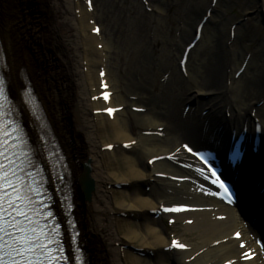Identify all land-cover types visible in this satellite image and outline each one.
Here are the masks:
<instances>
[{"label": "bare ground", "instance_id": "6f19581e", "mask_svg": "<svg viewBox=\"0 0 264 264\" xmlns=\"http://www.w3.org/2000/svg\"><path fill=\"white\" fill-rule=\"evenodd\" d=\"M262 1L263 6L258 11L264 23ZM49 3L55 16L56 37L60 45L57 69L61 73H70L71 83L76 84L72 101L75 119L79 127L86 131V164L77 155L75 157L67 145L66 153L61 147L70 159L69 162L67 157L71 172L69 182H73L71 187L77 185L78 191H85L88 202L94 194L92 207L82 212L78 205L79 220L76 219L80 222L77 229L82 231L89 264L103 263L96 258L94 249L89 247L91 234L85 222L86 213L89 217L93 215L96 225L94 232L98 240L104 241V252L99 254L100 259L106 257L110 264H150L126 253L122 259L119 249L114 247L120 238L160 255L161 264H264L261 255L249 262L244 261L246 251L257 252L250 234L263 237L264 222L255 224V228L251 227L253 231H249L236 207H226L201 189L197 184H203L202 178L194 172L200 169L199 165L182 147L187 142L195 146L204 143L213 146L221 140L218 130L224 126L232 130H240L243 126L251 128L257 119L264 126V59L259 58L264 54V43L260 50L251 55L243 73L237 78L236 74L246 56L243 51L228 47L231 36L226 35V17L210 14L184 74L180 68L181 56L195 38L202 19L211 11V5L205 8L201 16L200 5L195 0H188L183 15L171 18V10L159 17L148 16L143 12V5L140 3L139 6L135 1L136 7L133 11L130 7V13L125 11L124 6L118 7L129 14L126 17L115 14L108 2V14H111V19L114 18V22L108 26H112L110 31L107 36L103 30L99 36H88L85 26L94 16L88 6V9L78 13L72 0H50ZM166 3L157 0L160 10ZM182 3L179 2L178 6H182ZM9 4V0H0V39L11 92L21 104L25 83L37 89L50 128L60 142L59 133H64V129L53 106L52 91L46 94L43 90L48 85L40 79L39 72L33 70L27 60L24 61L18 43L12 37ZM165 20H170L172 24L166 27ZM176 22L178 26H175ZM124 23L127 28L118 27ZM95 28L93 25L92 31ZM176 33L180 36L179 40H176ZM209 33H212V37L207 42ZM239 33L240 30L236 29L234 40ZM101 44L104 47L99 50ZM135 44L138 46L131 48ZM172 49L175 53H172ZM111 55L115 56L117 63L111 60ZM101 68L107 69L104 78L99 77ZM102 85H109V91L113 92L108 102L97 99L102 93ZM116 90H120L119 96H114ZM186 106H190L187 113ZM118 107H123V110L112 117L95 113ZM134 109L141 112L136 113ZM204 112L206 115H203ZM104 118L109 120L111 128L107 137L101 131L106 124L102 126L97 123L98 119ZM23 119L30 120L26 111H23ZM147 133L152 134L148 136ZM105 140L109 142L103 144ZM124 144L131 147L124 149ZM107 146L113 147V155L123 153L124 158L114 165L108 164L106 158L101 156V149ZM158 157L163 159L153 165L148 163ZM181 163L189 165L191 169H182L179 166ZM178 178H187L188 181L178 183ZM114 179L118 184H131L141 190L134 197L125 195L122 200L116 201L108 196L105 189ZM146 186L151 187L148 193L145 192ZM77 202H81L80 198ZM175 207L194 209L171 215L181 220L188 241L178 242L186 245L185 252H176L172 248V241L156 218L161 208ZM118 212L153 216L145 226L122 228L112 216ZM237 233H243L242 239H235ZM179 253L182 256L177 261L174 256Z\"/></svg>", "mask_w": 264, "mask_h": 264}, {"label": "rangeland", "instance_id": "374dc122", "mask_svg": "<svg viewBox=\"0 0 264 264\" xmlns=\"http://www.w3.org/2000/svg\"><path fill=\"white\" fill-rule=\"evenodd\" d=\"M49 1L50 0H9L11 17L9 23L10 26L12 25L13 28L11 29L12 37L18 43L19 49L21 50L24 56V61L27 60V62L32 65L33 70L36 69L39 72L40 79L44 82V84L46 83L48 85L47 88L43 87V90L46 91V94L48 91H52V97H54L53 106L55 111L58 113L60 123L62 124L64 129V133H61V135L59 133V139L65 153L67 145L70 151L73 154L75 153L74 156L76 157L77 155V157L83 159L82 162L86 164L84 160L87 156L86 131L80 128L77 124V121L75 119V109L72 102L74 99V88L76 87V84L71 83L70 73H64V71L61 73V71L57 69V50L60 49V45L59 40L56 37V34L58 33V30L56 29V20L51 10ZM72 1L75 3V9L78 13L86 9V4L84 0ZM135 1L136 3H139V6L140 3L143 5V8H141L143 9V12L148 16L155 15L159 17L160 14H165L167 11L171 10V18H176L177 15H183V9L188 0H158L160 2H167L165 6L161 7L162 10L159 9L157 5V0H149L147 1V3H145V5L142 3L141 0H94L93 7H91V9L93 10L91 11L90 9V13L94 14V16L92 17L93 24H96L101 27V30H103L104 32V35L107 36L108 31H110V28L112 27L108 26L110 25V22H114V18L111 19V14H108L110 10L108 9L107 3L109 2L112 5L115 14H120V16L128 17L127 15L129 14L124 13L123 11L119 10V8L124 6L125 11L128 10L130 13L133 11V8L136 7ZM182 1V6H178L179 2ZM195 1L198 5H200L201 11L199 15L201 16L205 13V8L208 6L210 7V5L212 4V0ZM218 2L219 4L215 5L213 8L214 13L212 15L219 14L223 15V17H226V35H230L231 27H235L234 31H236V29L240 30V33L235 40L234 37H232L231 35V41L229 42L228 47L236 51L241 50L244 53V57L249 56L250 58L251 55L255 53V51L261 49V46L264 43V23L261 21L260 11H258V9L263 6V1L218 0ZM104 6H106L105 9ZM114 6L116 7V9L114 8ZM130 7L132 11H130ZM102 10L104 13H102ZM107 20H109V22ZM171 24L172 22L170 20L164 21V25L166 27H169ZM178 24L176 22L175 26H178ZM92 26L93 25L91 23L85 26V33L88 36L92 35ZM120 26L124 27V29L127 28L126 23L121 25L119 24L118 27L120 28ZM175 36L176 40H179V34L176 33ZM211 37L212 33L207 34V42L209 39H211ZM137 46L138 44H135L131 48L134 49ZM100 47H102L103 49L104 44H101ZM113 49H115L114 46ZM171 51L173 53L174 49H172ZM259 58L264 59V54L260 55ZM111 60L115 61L116 63L118 62L114 55H111ZM35 91L39 95L36 88ZM116 91L117 94H115L114 96H119L118 93L120 90ZM62 103L64 104V106H62ZM117 103L118 102L116 101V104ZM97 123L102 126L106 124V127L102 128L101 131L103 136L107 137L110 134L111 130L109 126V120H107L106 118L98 119ZM134 134L137 135L136 132H134ZM61 136H63L64 138H62ZM108 142L109 140H105L103 144ZM101 156L106 158L108 164L113 165L114 163H116L117 160H121L122 158H124L123 153H117L116 155H113L112 150H107L106 147H103L101 149ZM68 160L70 162L69 157ZM82 162L80 164L81 166H83ZM77 187L79 186L76 185L74 187V214L76 219L78 218L79 220L78 205L81 207L82 212L92 207L94 204V194L91 195L90 203L86 201L87 197H85V191L81 193L80 191H78ZM105 189H107L108 196L115 198L116 201L122 200L123 196L125 195H131L134 197L137 191L141 190L138 186H134L131 184H118L115 182V179L111 182V185L107 186ZM150 190L151 187H145V192L148 193ZM78 197L80 198L81 202H77V200L79 199ZM85 215V222H87L86 225L88 227L89 233L91 234V239H89V247L92 250L94 249L95 254H97L96 258L101 263L110 264L106 257H102V259H100L99 254L104 252L105 245L104 241L98 240L96 232H94L93 227L96 228V225L94 223L93 215L90 214V217L87 215V213ZM112 216L118 221L119 227L122 228L128 226H145L152 219L151 214L146 215L144 213L141 214L138 212H118L117 214L114 213ZM169 219V216H160L157 218V221L159 222L161 227L164 228L165 235L168 237V239L170 240L176 238L179 239L180 242H187L188 240L183 232L181 220L177 219V223L170 224L168 223ZM77 223L80 227V222L77 221ZM82 240L83 235L81 231V242L83 243ZM114 247L119 249V254L121 255L122 259L123 254L126 253L131 257L137 256L143 261H148L150 264L151 262H159L160 264L162 263L160 255L150 250L141 249L137 247V244H129L125 240V238H120V241L116 243V246L114 245ZM181 256L182 255L179 253L176 254L174 258L177 261H180ZM114 262L112 261V263Z\"/></svg>", "mask_w": 264, "mask_h": 264}, {"label": "snow or ice", "instance_id": "6c2138e0", "mask_svg": "<svg viewBox=\"0 0 264 264\" xmlns=\"http://www.w3.org/2000/svg\"><path fill=\"white\" fill-rule=\"evenodd\" d=\"M9 88L10 81L0 75V264H63L65 257L61 254L59 234L56 228L42 222L53 213L45 214L46 202L41 197L47 192L43 188V179H38L41 170L31 171L35 166L31 141L26 139L22 123L12 118L16 102ZM21 104L27 105L29 101L21 100ZM38 108V105L25 107L22 111L31 112L38 120ZM182 147L192 156L199 157L215 177L212 183L223 189L225 198L230 200L232 193L205 156L187 144ZM238 155L236 153L234 158ZM164 210L182 211L180 208ZM239 235L237 233L238 239ZM173 245L186 249V245L178 241H173ZM246 258H250V254H246Z\"/></svg>", "mask_w": 264, "mask_h": 264}]
</instances>
